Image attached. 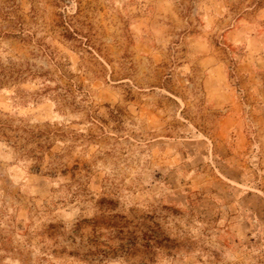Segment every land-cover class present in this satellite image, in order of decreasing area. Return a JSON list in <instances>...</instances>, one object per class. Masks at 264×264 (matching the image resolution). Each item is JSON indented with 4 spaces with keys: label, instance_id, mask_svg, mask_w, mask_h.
<instances>
[{
    "label": "rangeland",
    "instance_id": "1",
    "mask_svg": "<svg viewBox=\"0 0 264 264\" xmlns=\"http://www.w3.org/2000/svg\"><path fill=\"white\" fill-rule=\"evenodd\" d=\"M0 264H264V0H0Z\"/></svg>",
    "mask_w": 264,
    "mask_h": 264
},
{
    "label": "trees",
    "instance_id": "2",
    "mask_svg": "<svg viewBox=\"0 0 264 264\" xmlns=\"http://www.w3.org/2000/svg\"><path fill=\"white\" fill-rule=\"evenodd\" d=\"M93 225L96 223H99V225H106V226H111V227H121L122 225H116V222H114L113 217L112 216H106V217H101V220L98 221V219H94L93 221ZM101 223V224H100ZM125 247L127 251H131L136 249V241L135 240H126L125 241Z\"/></svg>",
    "mask_w": 264,
    "mask_h": 264
}]
</instances>
